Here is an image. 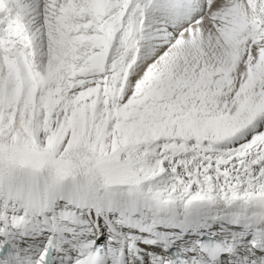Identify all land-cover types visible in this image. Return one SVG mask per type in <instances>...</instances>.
<instances>
[{"label":"snow or ice","instance_id":"1","mask_svg":"<svg viewBox=\"0 0 264 264\" xmlns=\"http://www.w3.org/2000/svg\"><path fill=\"white\" fill-rule=\"evenodd\" d=\"M206 17L225 22L217 41L230 52L255 54L250 92L232 105L219 99L224 70L210 65L195 27ZM145 25L155 26L149 39L162 50H179L129 99L119 85L139 63ZM261 45L264 0H8L0 11V264H47L54 240L61 264H115L120 241H163L167 252L192 235L196 257L187 259L211 264L202 237L227 234L242 237L246 252L227 247L229 257L264 264ZM45 113L67 133L55 153L38 140ZM29 222L47 233L36 259L39 242L15 231ZM78 248L88 250L83 259Z\"/></svg>","mask_w":264,"mask_h":264},{"label":"clouds","instance_id":"2","mask_svg":"<svg viewBox=\"0 0 264 264\" xmlns=\"http://www.w3.org/2000/svg\"><path fill=\"white\" fill-rule=\"evenodd\" d=\"M235 0H223L225 5L229 3H233ZM217 24L221 27L224 26V21L213 22L207 17L204 19L202 24H198L195 27L201 31L205 38V55L207 56L208 62L210 65L215 66L218 69L224 70V76L221 77V87L222 94L219 99L222 103H227L232 105L237 96L241 93V91L250 92V85L248 83V63H249V55H255L254 53L245 54L243 47H241L239 53H232L229 49H227L223 43L217 41L218 31ZM33 27L36 29L37 33V48L40 47V39H39V30L41 27L39 19L34 18ZM154 25H145L144 29L137 36V41L140 44V49L138 50L139 56L134 54L133 61L139 58V63L128 73L129 80L127 84L121 83L119 85L120 88L125 89V95H129V99L133 96L137 95L138 88L141 87V82H145V77L147 71L151 69L152 71H156L157 69H163L167 62V59H170L171 53L178 51L175 46H170L168 49H163V42L149 39L154 33ZM188 39V37H185ZM209 40H211V45H209ZM151 47L153 51V57H149L148 60L142 58V52L144 49ZM264 47V45H261ZM38 59L42 60V57H38ZM149 61H151L149 63ZM130 62V67L131 63ZM111 73H109V78L111 77ZM87 79H99V77H88ZM115 86V85H113ZM143 86H148V83L145 82ZM125 104L128 101H123ZM47 123H44L40 127V132L38 134V140L40 146L47 149L49 153H55L59 148V145L62 143L64 135L67 133L60 128V125H54V121L48 116L47 113L41 118ZM185 159H191V157H185ZM201 161H197V164H201ZM172 165H168V173L167 176H171L172 173L170 169ZM187 171H194L192 166H189ZM185 169L181 168L179 171V175L184 176ZM167 178V177H165Z\"/></svg>","mask_w":264,"mask_h":264},{"label":"bare ground","instance_id":"3","mask_svg":"<svg viewBox=\"0 0 264 264\" xmlns=\"http://www.w3.org/2000/svg\"><path fill=\"white\" fill-rule=\"evenodd\" d=\"M36 0H29V3L34 4ZM221 3H223V0H221ZM8 6V0H0V11H3ZM0 226H2V222H0ZM17 234H23L25 240L29 241L31 244L36 245L39 242L38 248L35 249L36 256L33 257V259H36L40 255V250L45 247V244L47 243L46 235H39L37 234V230L33 228V224L31 222L15 229ZM34 237V239H33ZM213 238L219 240L225 248L232 247L234 253L238 254L239 257H244L246 255L245 249L243 247V238L239 235L233 236L232 234H227L223 236H214ZM250 238V237H249ZM108 236L107 233H105L104 236L100 238V240H97L96 243H101V241L107 240ZM197 237L196 235L192 236H185L184 241H176L175 245L169 244L167 246V252L162 251V247L164 246V242H158L156 246H153L149 243H143L140 241L138 237L132 238L130 240H124L117 243L116 247L113 248V260L115 261V264H162V258L164 257H170V260L172 264H175V261L171 255V248L176 247L178 248L179 252L185 256V252L187 253L186 258L188 257H196V251L191 250V246H194V242L196 241ZM124 243L125 245V259L124 262H120V256H119V248L121 243ZM186 242V243H185ZM132 244L133 247L129 248L128 245ZM21 247H24L22 244ZM59 242L53 241V244L51 245L50 251L53 256V261L55 264H61V259L64 256V253L62 251H58ZM64 248H67L68 245L64 244ZM77 251L80 253V256L78 258L83 257L88 250L85 248H78ZM72 256H77V252H71ZM229 259L232 261H235L236 264H240L237 255H233L231 257L228 256L227 252H224V254L221 256L220 260L217 261V264H229ZM189 261V260H188ZM207 261H209L207 259ZM190 264H206V261H202L199 258H197L195 261H189ZM213 264V263H211Z\"/></svg>","mask_w":264,"mask_h":264}]
</instances>
